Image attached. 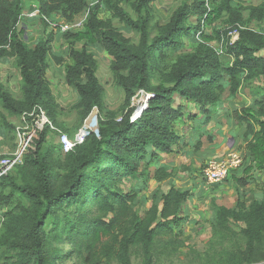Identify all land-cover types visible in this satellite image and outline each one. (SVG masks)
<instances>
[{"label":"trees","instance_id":"obj_1","mask_svg":"<svg viewBox=\"0 0 264 264\" xmlns=\"http://www.w3.org/2000/svg\"><path fill=\"white\" fill-rule=\"evenodd\" d=\"M23 1L0 0V63L14 59L20 77V97L14 98L0 75L5 145L12 146L16 126L2 112L20 118L39 107L57 124V105L46 78L49 59L57 65L71 62L65 66L64 82L76 93L73 109L80 123L97 109V129L62 153L59 138L49 144L52 132L44 128L22 164L0 179V264H58L73 253L84 263L99 264L101 257L131 264L133 248L141 251L140 264H155L156 244L173 247L177 253L182 234L177 229L187 219L181 211L189 192L171 186L160 196L161 206L153 198L150 207L139 213L131 207L137 192L118 185L127 179L143 183L170 178L176 169L165 168L162 155L182 149L197 153L203 137L211 143L214 136L205 130L212 108L224 94L235 96L264 78V32L250 28L253 22H264V3L243 8L234 0H177L168 21L157 25L151 23L154 0H98L92 5L87 0H40L42 19L57 13L63 22L72 23L86 14L82 30H59L67 46L62 58L52 53V32L43 34L34 47L27 44L18 30ZM101 9L126 26L137 41L111 20L100 19ZM220 20H225L228 30L215 28ZM232 31L238 37L231 43ZM214 41L231 59L229 65L211 45ZM91 44L106 54L114 84L122 92L118 113H104V88L97 77V60L88 48ZM138 91L152 94L141 114L131 106ZM235 118L245 125L249 165L243 178H235L236 208L212 204L207 264L264 261V189L260 199L248 202L239 190L248 183L247 174L264 170V100L242 108ZM95 119L89 116L87 128L95 125ZM64 239L73 249L62 254L57 245ZM96 248H100L97 254Z\"/></svg>","mask_w":264,"mask_h":264},{"label":"rangeland","instance_id":"obj_2","mask_svg":"<svg viewBox=\"0 0 264 264\" xmlns=\"http://www.w3.org/2000/svg\"><path fill=\"white\" fill-rule=\"evenodd\" d=\"M97 1L98 0H89L88 2L90 5H92ZM262 3H264V0H234L235 5L242 6L243 8H247L250 6H258ZM176 5L177 0H154V2L152 3L151 23L157 25L165 24L168 21L171 12L174 10ZM40 6V0H24L23 15L21 17V20L19 21L18 28L22 29L23 26H28L35 31V35L39 36V34H41L40 37L45 33L48 34L52 32L54 38V41L52 43V53L56 57L57 55H59V57L65 58L67 46L63 39L60 37L58 26L59 24H65L66 22L58 23V21L56 20L48 22V19H42L41 16L38 19L32 18L34 20H32V23L30 24L24 23V19H29L27 18L28 14H30L34 10L40 11ZM126 9L128 12H130V9L128 7H126ZM85 15L86 14L83 13L77 16L72 23L75 24V26L84 23ZM247 15V12H243L244 18H246ZM99 18L103 20H111L114 27H116L133 42L137 41V36L133 34L126 26L118 23L117 20L113 19L111 17L110 12L101 9L99 11ZM43 20L46 21L47 27L44 26ZM79 28V30H82L83 25ZM215 28H218L220 30H228V26L225 24V20L217 21L215 23ZM250 28L264 32V22H253L251 23ZM206 30L207 32H210V27ZM73 31L78 30L76 28L73 29ZM228 37H230V35H228ZM211 45L221 54L220 43L214 41L211 43ZM81 46V43L77 44L78 48H80ZM88 48L94 54L95 59L98 63L97 77L99 78V81L104 88V113H118L123 103V95L121 90L114 84L109 70L108 58L102 50L95 47L94 45L91 44ZM262 55L264 56V52L262 53ZM221 59L224 65H229L231 63V59L228 56L221 54ZM50 61L51 59H49V62ZM49 62L46 70V78L49 82L52 96L57 105L55 109L57 124H54L52 120L49 119L52 125L54 126L55 130H51L48 128L50 132H52L49 134L48 143L56 144L60 133L66 134L69 139H72V135H74L78 130H80L84 126V122L90 115L95 114L97 122L98 110L94 109L89 114V116L82 123H80L78 112L73 109V106L77 101L76 93L71 88L67 87L64 82V77L62 74V72H64V65H57L53 61H51L52 63H50L49 65ZM12 67L15 68V64ZM12 67H10V70L2 68V84L4 88L12 94L14 98H19V71L17 69V73H13ZM225 96L227 97L228 94L223 95L222 98H224ZM231 99L233 103L237 100L238 105L242 103V105L239 106L240 109L234 110L232 114L233 124L235 123V126H238V130L233 132L232 137V139L236 143L231 142L229 135L225 134L226 136H224V139L222 141L220 140V142H218V145L219 147L223 146L224 148H226L228 143H234L235 147L229 150L227 154L229 152H234L238 154L242 158L243 164L240 168L232 170L227 180L218 184H210L207 182L204 173L207 165L212 161H220L227 156V154H220L219 156L213 155L216 148H210L211 151L207 154L208 157H206L205 159H201L202 161L198 163H194V161H187L185 163L186 165L182 163L184 157L180 158V155H183V153L180 154L178 151L172 154H167L168 156L165 158V160H168L169 163H171L170 161L176 162L179 160L180 162L178 164L181 165L178 167H169V171L173 169L176 170H174L175 172L173 171L172 176L165 181L154 182L152 180H148L147 182L142 183L141 179H139V181L127 179L118 185V188L126 192H137V195L133 200L131 207L133 208V210L139 213H143L150 207L153 198H155L154 202L161 206L160 196L165 193L171 186H177L179 190L188 191L190 194L189 198L184 203L181 211V215L183 217H186L187 219L182 223L180 228L177 229L182 232V234H179V239H177L179 242H181V245L178 247L177 253H175L172 250L173 247L169 246L167 248H163L159 247V245L156 244L154 249V258L156 260L155 264H207L205 260V252L208 250L209 240L211 238V224L214 220V209L212 207V204L215 203L219 205L221 202H223V199H228V196L224 197L223 195H221V197H217L216 193L222 192L226 187L229 188L234 193V197H231V199L235 198L234 202H236L237 205V186L235 178H243L244 175H246L244 170L249 165V159L247 156L248 152L246 150V144L248 139L245 138V125L238 123L237 119L235 118V114L237 112H240L242 108L254 107V102L256 100H264V78H262L260 81H252L250 85L246 87L244 86L240 89L239 93L235 96H232ZM139 100L140 98H135L133 104H137ZM2 113L5 115V117H7V119L11 123L14 124V126L19 125L20 119L18 117L9 116L6 112ZM93 128L94 127H92V129ZM214 140L209 144H214ZM4 142L5 139L3 138L2 130L0 129V156L12 153L15 148V139L12 143V146L9 145V143L5 145L6 142ZM153 171L154 170L151 169L150 176L153 174ZM247 176L248 177H246V180L248 181V183L243 188L241 187L239 189L244 193L243 199H245L247 202L254 199H260L261 192L264 189V170H253L251 173L247 174ZM191 181L197 183L198 186L202 188L205 195L199 196L197 194V191L192 188V185H189L192 184ZM228 202L229 201H227V203ZM108 217L111 216L109 215ZM102 240L104 241L105 239ZM69 242V240L64 239L57 245V247L61 250L62 254L73 249V246ZM98 246L99 244L96 245V247ZM99 250L100 248H96V254ZM214 259H216V256ZM130 260L131 264L141 263L142 255L139 248H133L131 250ZM263 263L264 261L256 264ZM58 264L91 263H84L80 257L75 256V254L73 253L69 259H66L64 256V258H62V260H60ZM99 264L120 263L113 258L103 259L100 257Z\"/></svg>","mask_w":264,"mask_h":264},{"label":"built area","instance_id":"obj_3","mask_svg":"<svg viewBox=\"0 0 264 264\" xmlns=\"http://www.w3.org/2000/svg\"><path fill=\"white\" fill-rule=\"evenodd\" d=\"M40 17L39 10H34L27 15V18L29 19H38ZM82 25L83 23L76 26L73 23H65L60 24L58 27L61 32L68 30L73 31V29L76 28L78 31H80L79 27ZM228 35H230L231 43L234 42L238 37L236 31L230 32ZM151 97L152 94L146 93L144 91H138L136 93V95L131 100V106L135 107L136 114H141L146 109L148 100ZM135 98H140L137 104H133ZM19 119L20 122L15 128L14 134V150L8 155L0 156V179L12 172L16 166L22 164L24 155L30 150L34 149V142L44 128L55 130L45 112L39 107L33 108V110L29 113L22 114ZM90 130H92V128H87L84 123V126L73 135L72 139H69L66 134L60 133L59 142L62 147V152L68 153L75 146L80 145L89 134ZM242 164V158L238 154L229 152L224 159L220 161H212L207 165L204 171L207 182L210 184L224 182L229 178L231 171L240 168Z\"/></svg>","mask_w":264,"mask_h":264},{"label":"crops","instance_id":"obj_4","mask_svg":"<svg viewBox=\"0 0 264 264\" xmlns=\"http://www.w3.org/2000/svg\"><path fill=\"white\" fill-rule=\"evenodd\" d=\"M87 1H89V0H87ZM32 20H34V19H26V20L24 19V23L30 24V23H32ZM53 20L58 21V23L63 22V20L60 18V16L57 13H52L49 16L48 22L53 21ZM27 27L28 26H23L22 29L18 28V30L22 31L21 34L23 35L24 39L27 41V44L30 47H34L35 43L38 41L41 34H39V36H37L34 34L35 31L32 30V28H30V27L27 28ZM57 56L59 57V55H57ZM50 63H52V62L50 61L49 65H50ZM70 63L71 62L69 60H67L66 62L63 63V65H64L63 70L64 71H65V66L67 64H70ZM13 65H14V59H5L4 61H2L0 63V75L2 76V73H1L2 68L10 70V67H12ZM16 71H17V68L12 67V72L17 73ZM64 73L65 72H62L63 77H64ZM1 82H2V79H1ZM253 82H256V81H253ZM226 95H227V93H226ZM227 97L225 96L224 98H222V101L220 102V104L218 106L212 108V112H211L212 113L211 114L212 119H211L210 123L208 124V126L205 130L207 133H210V134H212V136H214V139H215L214 144H209L208 142H206L205 137H203L202 138V146H201V149L199 152L192 153L188 149L180 150L179 153L180 154L183 153V155H180V158L184 157L183 161H182V163L184 165H186L185 163L187 161H189V162L194 161V163H198V162L202 161L201 159H205L206 157H208L207 154L210 153V151H211L210 148H216L213 155L219 156L220 154H222V155L227 154V152L229 150H231L232 148L235 147L234 143H228L226 148H224L223 146L219 147V145H218L219 144L218 142H220V140L222 141L224 139V136H226V135H229L231 142H235L232 139L233 132L238 130V128H237L238 126L237 125L235 126V123L233 124L232 114H233L234 110L240 109L239 106L242 105V103H240L238 105L237 100H236V102L233 103L231 97L230 96H227ZM236 98H238V97H236ZM192 108L194 109L193 110L194 113H196L198 115V117L201 118V116L199 115L198 109L195 106H192ZM189 133H191V132H189ZM186 136L188 137V133H186ZM167 156L168 155L162 156V158H163L162 165L165 168H167L168 170H169V167H178L181 165V164H178L180 162L179 160L176 162L170 161L171 163H169L168 160H165V158ZM187 165H189V164H187ZM190 178H192V177H190ZM191 182H192V184H189V185H192V188L197 191V194L199 196L205 195L202 188L199 187L197 183H194V181H191ZM175 188H177V186ZM181 191H183V190H181ZM240 192L242 194H244L241 190H240ZM216 194H217V197H221V195H223L224 197L228 196V199H226V198L223 199V202H221L219 205H222V206L227 207L229 209H235L236 208V202H234L235 198L231 199V197H234V195H233L234 193L229 188L226 187L222 192H218ZM236 194H237V191H236ZM227 201H229V202L227 203ZM231 202H232V204H231Z\"/></svg>","mask_w":264,"mask_h":264},{"label":"water","instance_id":"obj_5","mask_svg":"<svg viewBox=\"0 0 264 264\" xmlns=\"http://www.w3.org/2000/svg\"><path fill=\"white\" fill-rule=\"evenodd\" d=\"M95 115V114H94ZM89 118V117H88ZM87 118V119H88ZM95 118H96V116H95ZM87 119H86V121H87ZM86 121L84 122V123H86ZM97 122H96V119H95V125L93 126L94 128L92 129V130H96L97 129V124H96Z\"/></svg>","mask_w":264,"mask_h":264},{"label":"bare ground","instance_id":"obj_6","mask_svg":"<svg viewBox=\"0 0 264 264\" xmlns=\"http://www.w3.org/2000/svg\"><path fill=\"white\" fill-rule=\"evenodd\" d=\"M93 116H95V115L93 114ZM85 125H86V123H85ZM86 127H87V125H86Z\"/></svg>","mask_w":264,"mask_h":264}]
</instances>
